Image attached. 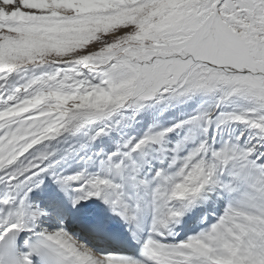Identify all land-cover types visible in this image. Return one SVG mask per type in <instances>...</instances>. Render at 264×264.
<instances>
[{
  "label": "snow or ice",
  "instance_id": "snow-or-ice-1",
  "mask_svg": "<svg viewBox=\"0 0 264 264\" xmlns=\"http://www.w3.org/2000/svg\"><path fill=\"white\" fill-rule=\"evenodd\" d=\"M0 264H264V0H0Z\"/></svg>",
  "mask_w": 264,
  "mask_h": 264
}]
</instances>
